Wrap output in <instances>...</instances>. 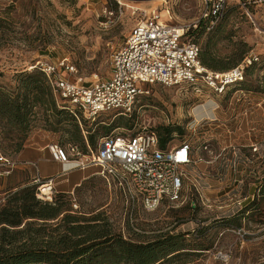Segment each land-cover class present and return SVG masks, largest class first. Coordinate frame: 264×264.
Here are the masks:
<instances>
[{
    "label": "rangeland",
    "instance_id": "obj_1",
    "mask_svg": "<svg viewBox=\"0 0 264 264\" xmlns=\"http://www.w3.org/2000/svg\"><path fill=\"white\" fill-rule=\"evenodd\" d=\"M153 1L0 0V86L21 92L20 73L39 72L34 67L38 62L59 60L75 67L72 80L90 84L108 76L112 54L150 11L167 8L173 23H191L199 14L200 0ZM226 4L208 30L191 32L200 59L219 71L235 67L247 55L257 58L245 70L244 81L225 93L153 84L130 115L102 112L94 117L78 112L74 116L54 96L61 115L37 104L24 133L0 124V154L7 156L16 154L18 143L31 146L25 158H31L32 148L75 144L84 161L106 135L153 130L165 136V127L171 129L168 146L189 142L197 153L207 142L214 155L221 153L216 158L200 153L201 162L191 168L184 187L183 203L162 202L154 211H145L137 200L132 205L120 190L108 187L98 166L60 171L40 163L41 175L55 174L53 201L65 191V213L77 217L79 224L94 226L83 229L86 233L106 235L89 255L93 264L137 263L136 246L150 248L147 258L160 259L156 264H264V204L248 207L252 195L258 201L256 188L264 177V0ZM252 143L257 151L250 161ZM20 170L4 174L0 168V206L12 185L34 184V168L26 175ZM75 181L81 182L72 188ZM95 218L98 221H91ZM106 240L110 242L103 243Z\"/></svg>",
    "mask_w": 264,
    "mask_h": 264
},
{
    "label": "built area",
    "instance_id": "obj_2",
    "mask_svg": "<svg viewBox=\"0 0 264 264\" xmlns=\"http://www.w3.org/2000/svg\"><path fill=\"white\" fill-rule=\"evenodd\" d=\"M226 5V0H200L199 14L191 23H173L167 8L162 12L150 11L130 29L122 46L112 54L108 76L87 85L70 78L76 70L65 60L38 62L34 67L45 76L61 108L73 115L74 112L90 117L102 112L130 115L148 94L146 87L153 84L223 94L244 81L245 70L257 58L247 55L240 64L223 72L208 70L199 61L200 48L191 38V32L208 30L223 15ZM167 143L164 148L160 147L157 133L146 130L139 134L106 135L100 139L95 154L84 161L85 156L75 144L50 143L46 149L52 160L63 166L100 167L99 174L108 187L120 190L132 205L137 200L145 211H154L162 202L183 203L184 187L190 182L194 166L201 162L200 153L213 158L221 155H214L207 142L197 147V153L189 142L173 146ZM256 146L255 143L249 146L254 152L248 157L250 161ZM16 165L10 156L0 154L4 174H9ZM33 183L37 186L36 197L51 201L53 178L43 181L35 178ZM258 191L256 188V196ZM245 199L239 200L238 205Z\"/></svg>",
    "mask_w": 264,
    "mask_h": 264
},
{
    "label": "trees",
    "instance_id": "obj_3",
    "mask_svg": "<svg viewBox=\"0 0 264 264\" xmlns=\"http://www.w3.org/2000/svg\"><path fill=\"white\" fill-rule=\"evenodd\" d=\"M199 61L214 72L229 70L219 71L209 67L200 59V53ZM18 76L23 79L19 87L21 92H12L0 86V124L16 128V132L22 134L34 115L35 105L39 104L45 112L51 111L57 116L62 112L56 110L53 91L40 71L23 72ZM44 121L47 122V118ZM162 131L165 136L159 133L158 139L160 147L164 148L171 129L165 127ZM90 142L92 143L91 138ZM21 148V143L16 144L15 152H19ZM36 187L34 184L25 185L10 192L0 206V264H93V258L89 255L100 245L99 239L106 235L86 233L83 229H93L94 226L86 227V224H79L81 221L77 217L67 215L61 202L64 193H59L54 201L53 198L51 201H42L36 197ZM260 204H264V177L259 186L258 201L253 199L248 207ZM59 227L63 228L62 232H57ZM108 242L110 240L103 243ZM178 250L180 249L173 252ZM151 252L150 248L136 246L134 253L138 256L137 263L134 264L158 263L160 259L147 258Z\"/></svg>",
    "mask_w": 264,
    "mask_h": 264
},
{
    "label": "crops",
    "instance_id": "obj_4",
    "mask_svg": "<svg viewBox=\"0 0 264 264\" xmlns=\"http://www.w3.org/2000/svg\"><path fill=\"white\" fill-rule=\"evenodd\" d=\"M46 146L45 147L32 148V151L30 152L31 158H25L26 157V149L30 148L31 146L30 145H23L19 152H17L14 156H10L17 163V165L12 170L21 169L20 171H22V174L26 175L27 174L26 171H29V167H33L34 168V176H36V177H34V176L32 177L33 180L35 178H38L40 180H46L48 178L54 179L53 176L55 174L45 173V174L41 175L40 170H39V164L45 163V165L57 167L58 169H60V171L62 170V168L64 169L66 166H63L60 163L52 160V158L50 157V155L46 149ZM80 182L81 181L73 182L71 185L72 188L77 187ZM29 183H30L29 181H26V182L20 183L18 185H12L8 192L9 193L14 192L17 189H19L25 185H28ZM31 183H33V181H31ZM59 192L60 193H66L65 191H59Z\"/></svg>",
    "mask_w": 264,
    "mask_h": 264
},
{
    "label": "bare ground",
    "instance_id": "obj_5",
    "mask_svg": "<svg viewBox=\"0 0 264 264\" xmlns=\"http://www.w3.org/2000/svg\"><path fill=\"white\" fill-rule=\"evenodd\" d=\"M153 2H159V3H161V2H164V0H154ZM163 15H165V13H162ZM44 192H47V189L46 188H44Z\"/></svg>",
    "mask_w": 264,
    "mask_h": 264
},
{
    "label": "flooded vegetation",
    "instance_id": "obj_6",
    "mask_svg": "<svg viewBox=\"0 0 264 264\" xmlns=\"http://www.w3.org/2000/svg\"><path fill=\"white\" fill-rule=\"evenodd\" d=\"M262 116H263V108H262ZM263 128V126H262ZM262 140H263V143H264V130L262 129Z\"/></svg>",
    "mask_w": 264,
    "mask_h": 264
}]
</instances>
